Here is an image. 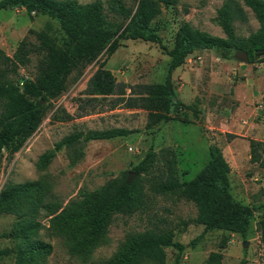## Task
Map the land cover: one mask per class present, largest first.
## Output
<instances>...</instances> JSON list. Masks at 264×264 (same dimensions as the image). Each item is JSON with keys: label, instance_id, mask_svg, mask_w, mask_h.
Segmentation results:
<instances>
[{"label": "rangeland", "instance_id": "obj_1", "mask_svg": "<svg viewBox=\"0 0 264 264\" xmlns=\"http://www.w3.org/2000/svg\"><path fill=\"white\" fill-rule=\"evenodd\" d=\"M76 1L85 4L95 0ZM134 1L123 0L128 7H133ZM233 1L246 15L245 21L234 22L235 35L247 38L259 30V24L243 0ZM225 2L227 0H174L173 4H162L161 14L151 21L149 31L161 38L167 50L173 48L175 34L183 24L214 37L226 38L217 21V11ZM108 18L113 17L108 14ZM49 23L55 28V23L41 14H28L20 8L0 10V49L12 56L23 38L35 42L30 30H42ZM263 58L264 55L259 54L253 63L245 64L234 57L222 59L212 50L188 56L172 73V81L176 98L185 106H192L193 111L183 108L173 111L169 121L155 126L153 132L145 130L147 112L141 109L119 106L110 110L109 103L104 101L92 104H96L95 111L83 110L87 107L81 101L85 98L87 81L104 57L82 73L71 75L65 92L47 105L43 120L22 147L13 155L2 151L0 189L8 182L46 181L51 185L52 195L65 207L82 192L119 183L129 173H135L133 168L149 151L153 152V158L146 162V170L136 173L131 181L142 188L141 209L132 215H115L107 233L108 243L95 249L86 263L70 256L64 242L51 235L47 229L49 217L41 212L37 219L44 227L34 239L50 244L52 253L35 264H105L130 236L159 229L171 230L172 241L186 246L179 264H205L211 252L222 254V264H264L257 228L261 210L255 212L245 238L224 230L202 234L203 226L193 222L197 209L192 202L174 192L151 191L152 186L160 182L192 180L207 164L209 149L216 148L230 167L232 196L243 205L259 207L264 204V169L252 164L249 155L250 140L264 142ZM38 60L37 56H32L30 63L10 76V80L20 84L33 78ZM168 63L169 57L160 45L122 40L105 68L112 72L117 82L128 86L160 84L165 80ZM126 94L128 96V89ZM63 111L73 115V119L58 121L54 116H61ZM113 128L135 132L127 137L78 144L76 149L81 148L83 158L72 167L69 165L71 151L63 148L44 170L37 168L39 158L65 137ZM14 221V216L0 214V250H15L26 245L25 241L10 235ZM200 234L195 245L189 247ZM245 241L246 248L243 247ZM164 254V264H174L178 251L166 247ZM0 264H15V254L0 258Z\"/></svg>", "mask_w": 264, "mask_h": 264}, {"label": "trees", "instance_id": "obj_2", "mask_svg": "<svg viewBox=\"0 0 264 264\" xmlns=\"http://www.w3.org/2000/svg\"><path fill=\"white\" fill-rule=\"evenodd\" d=\"M243 1L259 24L256 33L247 38L235 35L234 22L245 21L246 15L238 3L227 0L217 11L218 25L226 38L214 37L183 24L175 34L173 48L167 50L161 38L149 31V25L161 14V5L173 4L174 0H135L133 7L126 6L123 0H95L85 4L76 0H0V10L24 9L28 14L46 16L56 24L55 28L49 23L42 30H30L35 42L23 38L12 56L0 49V161L3 150L13 155L37 129L47 105L65 92L69 77L82 73L101 57L104 60L98 62L83 92L85 98L81 101L87 106L83 110L95 111L96 104H92L104 101L109 103L110 110L119 106L141 109L147 112L145 130L151 132L155 126L167 123L173 111L182 108L193 111L192 106H185L176 98L172 81V73L188 56L197 51L212 50L222 59L230 60L236 51H242L248 54L249 63H253L257 55H264V0ZM108 14L113 18L109 19ZM122 40H142L160 45L169 57L163 83L128 86L116 81L105 65ZM32 56L39 58L34 77L15 84L10 76L25 68ZM41 100L46 105L39 104ZM54 117L58 121L73 119V115L65 111ZM134 132L113 128L72 134L55 143L52 150L39 158L36 166L44 170L57 153L67 148L71 151L69 165L72 167L83 158L81 148L76 149L78 144L127 137ZM249 155L252 164L264 169V142L250 140ZM152 158L153 152L149 151L133 168L134 172H144L146 162ZM229 173L230 167L222 153L210 148L207 164L192 180L160 182L152 186L151 191L160 194L174 192L192 202L197 209L193 222L203 226L202 234L224 230L245 238L255 212L261 210L257 228L264 263V204L252 207L236 200L230 192ZM126 180L127 177L119 183H108L101 189L82 192L65 207L52 195L51 185L46 181L6 183L0 189V214L15 217L10 235L25 241L26 245L15 250L2 249L0 258L15 254V264H35L52 253L50 244L34 239L44 227L37 219L44 212L46 218L49 217L47 229L51 235L64 242L70 256L86 263L95 249L108 243L107 233L114 216L132 215L143 205L142 188L135 182L128 184ZM202 234L188 246L193 247ZM172 238L171 230L161 229L132 235L105 264H164L166 247L178 251L174 264H179L186 246L173 242ZM222 258L221 253L211 252L205 264H222Z\"/></svg>", "mask_w": 264, "mask_h": 264}, {"label": "water", "instance_id": "obj_3", "mask_svg": "<svg viewBox=\"0 0 264 264\" xmlns=\"http://www.w3.org/2000/svg\"><path fill=\"white\" fill-rule=\"evenodd\" d=\"M233 57L243 63H249V58H248V54L246 52H242V51H236L233 54ZM43 101L41 100L39 104H42ZM136 176V173H129L126 182L129 184L131 183V181L134 179V177ZM243 247L246 248L247 247V242L245 241L243 243Z\"/></svg>", "mask_w": 264, "mask_h": 264}]
</instances>
